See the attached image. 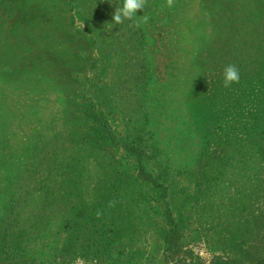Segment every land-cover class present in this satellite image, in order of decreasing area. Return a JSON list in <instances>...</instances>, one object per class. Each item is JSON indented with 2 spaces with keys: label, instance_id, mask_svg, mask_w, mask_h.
<instances>
[{
  "label": "rangeland",
  "instance_id": "374dc122",
  "mask_svg": "<svg viewBox=\"0 0 264 264\" xmlns=\"http://www.w3.org/2000/svg\"><path fill=\"white\" fill-rule=\"evenodd\" d=\"M121 4L0 0V264L264 260V0Z\"/></svg>",
  "mask_w": 264,
  "mask_h": 264
},
{
  "label": "clouds",
  "instance_id": "9594fccd",
  "mask_svg": "<svg viewBox=\"0 0 264 264\" xmlns=\"http://www.w3.org/2000/svg\"><path fill=\"white\" fill-rule=\"evenodd\" d=\"M147 0H122V4L116 7L113 15L112 22L115 24H123L126 20L132 22V26L139 28L141 24H146L149 20L148 15H137L138 10L144 11ZM174 0H166V6L172 7ZM83 27V26H82ZM239 82V69L234 64H228L223 70V87L227 88L233 83ZM116 201L113 200L109 203V207H114ZM103 215L102 211L97 210L96 216L99 219Z\"/></svg>",
  "mask_w": 264,
  "mask_h": 264
},
{
  "label": "trees",
  "instance_id": "16d2710c",
  "mask_svg": "<svg viewBox=\"0 0 264 264\" xmlns=\"http://www.w3.org/2000/svg\"><path fill=\"white\" fill-rule=\"evenodd\" d=\"M124 148L129 154L133 155L137 159L138 166L136 171L138 175L145 178V180L149 182L150 186H152L153 184L154 186H156L157 182L153 178L155 174L152 171L147 170V163L150 160H154L155 155L152 152L149 153V150H147V148L140 141H130ZM160 165L163 169H165L162 163H160ZM256 264H264V260L256 262Z\"/></svg>",
  "mask_w": 264,
  "mask_h": 264
}]
</instances>
